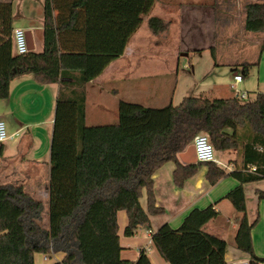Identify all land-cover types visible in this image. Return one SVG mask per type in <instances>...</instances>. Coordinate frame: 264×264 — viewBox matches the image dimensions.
I'll use <instances>...</instances> for the list:
<instances>
[{"label":"trees","instance_id":"16d2710c","mask_svg":"<svg viewBox=\"0 0 264 264\" xmlns=\"http://www.w3.org/2000/svg\"><path fill=\"white\" fill-rule=\"evenodd\" d=\"M153 2L43 0V48L17 53L12 3L0 0V98L8 96L10 80L21 73L41 83H59L49 144L47 221L43 225L42 201L22 183H0V264H44L35 262V252L57 251L63 252L61 259L48 264H152L145 247L136 258L121 256L117 213L125 211L123 234L130 236L150 224L149 214L164 211L155 204L152 174L167 160L175 164L176 186L200 165L207 166L212 184L227 174L239 179L225 194L236 210L234 245L250 254V264L261 260L252 248L242 183L264 177V91L244 98L188 94L177 104L161 106L119 99L114 122H85L84 84L123 53ZM244 11V29L264 31V1L246 2ZM146 23L154 34L168 28L157 15ZM202 130L215 150H236L232 170L213 160L179 159L178 152ZM143 189L146 207L140 202ZM218 214L212 204L193 207L177 227L163 222L151 230L152 243L170 264H226V240L203 228Z\"/></svg>","mask_w":264,"mask_h":264},{"label":"crops","instance_id":"0c3cea01","mask_svg":"<svg viewBox=\"0 0 264 264\" xmlns=\"http://www.w3.org/2000/svg\"><path fill=\"white\" fill-rule=\"evenodd\" d=\"M18 1L14 10L11 0L12 27L21 26L26 33L28 31L33 43L32 49L40 51L43 48V0ZM218 1L222 6L223 0ZM249 1L264 0H232L231 9L220 11V18L223 16L226 21L216 24L214 11L211 12L212 25L209 29L205 19L210 12L205 0H154L149 13L128 37L123 53L113 58L98 75L84 84L85 120L88 118L89 110L94 114V118L107 111L117 118L119 99L144 104L141 100L143 90L148 87L159 89L164 81L172 80L170 91L166 93H174L179 52L187 54L190 49H201L206 46L215 48L217 36L219 39L228 40L226 43L237 51L238 57L230 62L233 65L232 79L226 84L214 82L207 89L201 90V94L230 95L244 91L236 87L243 82L244 75H247L248 79L254 78V86L250 87H256L255 91H264V31H250L233 25L237 21L236 12L238 23L240 22L238 25L243 24L244 5ZM150 15L167 20V30L159 34L152 33L146 23ZM207 36L209 42L205 44L203 41ZM177 40L182 41V46L174 43ZM255 61V64L246 69L242 65L244 62ZM238 66L242 67L241 72ZM234 73L242 75L237 82L233 79ZM58 88V82L41 83L36 81L31 73H21L10 80L8 96L0 98V119L5 122L7 132L13 133V137L0 142V183L10 181L22 183L32 197L41 200L43 225L47 221L48 178L47 182L42 178L46 175L49 177V144ZM235 154L234 148L216 149V160L213 161L229 172L233 169L231 160L235 158ZM42 164L47 169L43 167L40 170ZM174 167V162L167 160L152 174L155 204L162 206L164 211L149 214L150 224L141 225L144 227V235L149 238L148 241L151 237L147 229L155 230L163 222L177 227L191 208H202L212 204L219 214L207 221L203 228L226 240L224 253L226 264H231L238 258L250 259L249 253L234 245L238 226L236 210L232 202L225 197L231 188L240 183L239 179L227 174L212 184L206 178L207 166L200 165L185 179L182 186H176L172 179ZM242 187L247 220L252 224L250 229L252 248L255 255L261 258L257 264H264V196L260 197L257 192L264 191V177L245 181ZM140 202L146 207L145 189L140 196ZM119 212L120 210L117 218ZM125 223L126 214L124 226ZM137 230L138 228L134 234L125 236L123 230L120 232L119 224L122 247L136 242L135 247L139 251L140 247L145 246L137 240L139 236ZM145 249L152 264H170L163 259L153 243L151 246L146 245ZM62 256V251L50 254L35 252L34 260L36 263L48 264L60 260Z\"/></svg>","mask_w":264,"mask_h":264},{"label":"rangeland","instance_id":"374dc122","mask_svg":"<svg viewBox=\"0 0 264 264\" xmlns=\"http://www.w3.org/2000/svg\"><path fill=\"white\" fill-rule=\"evenodd\" d=\"M18 2H19L18 0H13L14 10L16 9ZM205 2L208 11L210 12V14H208L205 19L209 29L211 28L212 25L213 14L216 24H219L218 22L220 21L221 22L226 21L225 17L223 18L222 16L223 20L220 18L221 16L220 11H227L226 10L227 8L231 9L232 0H223L222 6H220L218 0H205ZM212 11H214L213 14H211ZM236 20L237 21L234 22L233 25L243 27L242 23L238 25L240 22L238 23L237 12H236ZM219 38L220 37L217 36V39H215L216 46L215 48L213 47L215 49V51L213 49L214 54L212 53L211 48L208 46L201 49H195V50L190 49L187 51V54H182L180 51L179 52L180 56L177 64V72L175 74V79H174L175 80L174 93H168V94L166 93V91L167 92L170 91L172 80L164 81V84H162L161 88L159 89L158 88L150 89L149 87L147 89L145 88L143 90L144 91L143 99H141L142 102L148 105H162L171 100L173 104H177L183 95H188V94L201 95V90L207 89L212 84H214V82L218 84L229 83L232 79L231 68L233 67V65L230 62H233L238 57V55L236 49H233L232 46L226 43L228 40H223ZM203 42H206L205 44H208L209 42L208 36L207 39ZM174 43L179 44V46H182V41L180 40H177ZM190 44L192 43H189V45ZM238 70L241 72L242 67L238 66ZM253 83H254V78L248 79V76L244 75L243 82H241L236 87H238L240 90H244L248 92V94L252 96L253 91H255L256 89V87H250V85L254 86ZM213 96H221V95H219V93H216V95L214 94ZM93 116L94 114L89 110L88 118L87 120H85L87 124L110 123L116 120V116L112 114L110 111L101 112L96 118H94ZM43 167L44 169L46 168L42 164V166L39 169L42 170ZM43 178L42 180H46L47 182V178H48L47 175ZM124 221H125V211L120 210L118 215L120 232H122L123 230ZM137 232L139 235L137 236L138 238L137 240H139L141 244L145 246L152 245L151 240L148 241L149 239L148 236L144 235L143 226L138 227ZM136 244H137L136 242H133L130 245H124L121 249V256L125 258H136V256L139 253L138 249L135 247Z\"/></svg>","mask_w":264,"mask_h":264},{"label":"built area","instance_id":"2783aa9c","mask_svg":"<svg viewBox=\"0 0 264 264\" xmlns=\"http://www.w3.org/2000/svg\"><path fill=\"white\" fill-rule=\"evenodd\" d=\"M12 38V47L13 50L17 53L26 52L29 49L28 39L26 30L21 26L12 27L11 32ZM242 78L240 73H234L233 79L235 82L239 81ZM232 86V84H231ZM236 95L244 98L246 93L244 91H237ZM13 137V133H8L6 130L5 122L0 119V142L5 139ZM192 144L194 146V151L197 161H208L216 160L215 149L210 141L209 134L204 131H199L193 136ZM246 166L249 169H255V164L247 162ZM149 236L151 237V229H147ZM231 264H250L249 258H238L232 261Z\"/></svg>","mask_w":264,"mask_h":264},{"label":"water","instance_id":"95a60500","mask_svg":"<svg viewBox=\"0 0 264 264\" xmlns=\"http://www.w3.org/2000/svg\"><path fill=\"white\" fill-rule=\"evenodd\" d=\"M26 34H27V39H28V47L29 49H32L33 43H32L30 34L28 31ZM178 157L183 163L196 162L197 160H196V155H195L193 144L190 143L189 145H187V147L184 150L178 152Z\"/></svg>","mask_w":264,"mask_h":264}]
</instances>
